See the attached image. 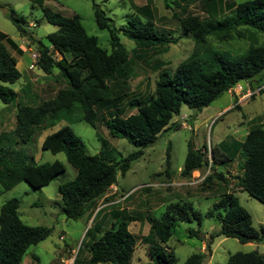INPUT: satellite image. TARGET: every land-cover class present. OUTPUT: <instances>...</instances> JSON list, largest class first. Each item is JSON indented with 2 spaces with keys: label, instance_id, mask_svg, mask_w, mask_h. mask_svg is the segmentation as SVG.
<instances>
[{
  "label": "trees",
  "instance_id": "trees-1",
  "mask_svg": "<svg viewBox=\"0 0 264 264\" xmlns=\"http://www.w3.org/2000/svg\"><path fill=\"white\" fill-rule=\"evenodd\" d=\"M128 2L132 12L120 26H115L100 5L92 2L97 27L108 32L109 49L101 47L95 36L87 34L77 14L64 16L42 4L46 20L57 28L46 35L48 45L39 40L33 43L38 50L35 66L47 75L57 68L58 75L66 84L57 90L54 97L37 105H18L14 129L0 138V142L4 140L8 144L0 145V187L3 191L22 181L39 188L65 170L59 160L36 163L32 156L14 149L11 140L14 144H18V139L29 143L37 131L54 126L63 114L74 113L75 110L78 112L77 121L96 128L99 119L96 106L106 108L123 98V88L120 87H125L131 78L132 59L145 62L148 52L164 53L170 44L176 43L171 32L156 28L151 5L140 6L133 0ZM222 5L225 11L218 12ZM202 6L205 16L177 18L179 28L193 42L189 56L173 71L163 68L164 63L156 60L154 70L158 73L152 93L144 98L131 97L127 101L135 112L121 116L120 110L110 111L103 120L111 137L124 138L138 147L137 150L118 161L108 158L103 152L88 154L68 125L43 138L42 150L52 154L62 152L75 169L74 178L59 184L57 189L64 216L77 219L86 214L88 220L91 219L72 264H131L137 239L129 230V224L134 218L124 211L112 210L110 225L102 229L95 224L101 213V208L96 209V200L115 184L118 172L123 176L130 162L142 155V148L154 143L162 132L180 127L170 121L182 103L199 111L237 82L251 80L259 83L263 79L264 39L259 43L257 36H264V0H202ZM10 18L21 35L29 34L28 24L23 18L16 15H10ZM121 35L132 41L131 53L122 43ZM210 38L227 45L244 40L246 47L221 49L212 46ZM9 48L19 54L22 52L0 32V102L3 104L15 100L17 93L9 84L20 78ZM55 54L59 55L58 59ZM221 147L224 150L221 156L217 154L218 147L210 148L208 161L205 152L188 141L180 173L189 176L192 171L209 165L208 173L202 178L203 185H207L212 177L228 185L222 171L211 175V170H215L216 164L233 161L239 154L240 172L233 177V187L264 203V129L261 125L250 127L242 141ZM169 152L168 147L167 163ZM19 203V199L10 198L0 206V264H21L28 248L51 233L50 227L25 224L18 213ZM202 218H215L218 228L208 234L205 252L190 254L183 264H203L206 255L211 254L213 239L218 236L235 238L240 243L264 242V224L254 228L249 212L233 191L227 189L203 215L188 202L169 203L158 217L148 213L149 228L143 239L148 244L150 261L139 264H175L172 250L167 246L174 227L178 222L192 219L199 225ZM187 231L189 236L200 235L198 229L188 228ZM84 250L87 258L80 260L79 254ZM31 256L36 259L35 255ZM227 264H264V253L237 251L229 254Z\"/></svg>",
  "mask_w": 264,
  "mask_h": 264
},
{
  "label": "rangeland",
  "instance_id": "rangeland-1",
  "mask_svg": "<svg viewBox=\"0 0 264 264\" xmlns=\"http://www.w3.org/2000/svg\"><path fill=\"white\" fill-rule=\"evenodd\" d=\"M233 1L242 2L245 0ZM92 2L100 5L113 19L115 26L123 25L127 16L132 12L128 0H0V6L7 9L6 14L0 11V32L10 38L18 48L22 46V49L20 48L22 51L31 48L30 51L38 53L36 45L33 43L39 40L48 45L46 35L57 28L56 25L46 20L41 7L43 4L64 16L77 14L87 34L95 36L101 47L109 49L108 32L106 29L97 27ZM133 2L140 6L151 5L155 15L156 28L171 32L176 38V43L170 44L164 53L148 52L145 62L132 59L131 78L127 81L126 88L119 86L124 89L121 90L123 98L119 99L115 105L106 108L100 109L96 106L99 116L96 128L84 121H77L78 112L75 110L74 113L63 114L62 119L54 126L44 127L37 131L29 143H22L18 139V144H14V141L11 140L14 149L22 150L23 153L32 156L36 163L59 160L65 167L63 173L39 188H33L24 181L7 191H3L0 187V206L10 198H17L20 201L18 213L25 224L44 225L51 228L49 236L28 248L21 264H72L84 233L91 225L90 221H87L86 214L77 219L64 216L57 189L59 184L74 178L75 169L67 162L62 152L52 154L48 150H42L43 138L61 126L68 125L79 137L88 154L103 152L108 158L118 161L137 150L138 147L126 139L111 137L103 120L109 116L110 111L119 112L120 110L121 116L135 112V109H131L127 105V101L131 97L144 98L152 93L158 73V70H154L156 60L164 63L163 68L173 71L180 61L189 56L193 42L187 34H183L177 18L186 15H206L202 0H133ZM219 10L225 11L223 5L218 8V12ZM10 15L23 18L28 24L26 27L30 35L27 33L21 35ZM120 37L124 46L131 53L134 46L132 41L122 35ZM263 39L264 36L258 34L257 42L260 43ZM21 41H24V44ZM210 43L214 47L221 49L226 47L229 50L232 47L237 49L240 45L246 47L243 45L246 43L244 40L233 41L231 46L216 43L210 38ZM8 50L14 51L10 48ZM22 53L15 55L18 60L17 69L20 72V78L9 84L17 96L10 104L0 102V107H5L0 108V130H4L6 133L14 129L19 104L37 105L43 100L54 97L57 90L66 84L58 75L57 68H53L52 73L47 75L39 66H35V70L33 69L31 73V79L26 66L27 55H22ZM58 57L59 55L55 54V58L58 59ZM235 105V97L226 92L199 111L182 103L179 112L174 114L170 121L180 127L176 130L162 132L154 143L142 148V155L130 162L129 169L123 176L118 172L115 184L111 185L96 200V209L101 208V213L96 218L95 224H99L102 229L110 225L112 220L110 211L112 210L124 211L134 218V221L129 224V230L137 239L131 264L150 261L147 255L148 244L143 239L149 228V223L146 220L148 213L158 217L169 203L188 202L203 215L219 199L221 193L227 189H233L230 186L234 180L230 181L234 175L240 172L239 154L234 157L233 161L216 164L215 170H211V175L222 171L221 173L228 179L227 182L229 181L228 185L213 177L207 185H203L202 178L208 173L209 165L200 168L198 176L193 179L190 178V175H182L180 170L183 167L188 141L193 147L202 149L209 161L211 147H218L217 154L221 156L220 153L224 151L221 145H230L233 141L241 140L247 128L261 125V128L264 129V91L249 98L247 102L240 103L237 105L238 107ZM226 106L230 107L222 111ZM240 127L246 129L240 130ZM0 145L7 146L8 144L3 140ZM168 147L170 152L167 163ZM189 181L191 183H187ZM234 195L249 212L254 228L258 229L260 225L264 224V203L250 197L244 191ZM188 228L198 229L202 235L199 237L189 236ZM217 228L218 222L215 218H202L199 225L195 219L189 222H178L167 242V246L174 255L175 264H183L190 254L198 252L203 236L208 237V234ZM252 250L264 253V244L253 243L250 245L240 243L235 238L218 236L213 239L211 255L209 253L206 255L203 264H227L229 254ZM32 254L36 259L31 256ZM79 258L80 260L87 258L85 250L80 252Z\"/></svg>",
  "mask_w": 264,
  "mask_h": 264
},
{
  "label": "built area",
  "instance_id": "built-area-1",
  "mask_svg": "<svg viewBox=\"0 0 264 264\" xmlns=\"http://www.w3.org/2000/svg\"><path fill=\"white\" fill-rule=\"evenodd\" d=\"M38 58V53L35 51L30 52V63L28 65L29 69L35 68V63ZM231 94L235 97V103H239L244 99H249L258 93L264 91V74L261 82H255L251 80H243L234 84L229 88Z\"/></svg>",
  "mask_w": 264,
  "mask_h": 264
},
{
  "label": "crops",
  "instance_id": "crops-1",
  "mask_svg": "<svg viewBox=\"0 0 264 264\" xmlns=\"http://www.w3.org/2000/svg\"><path fill=\"white\" fill-rule=\"evenodd\" d=\"M21 43L22 44H24V41H21ZM20 48L22 49V46H20ZM28 50L27 51H22L23 53H22V55H27V62H26V66H27V70L29 71V73H30V78H31V73L33 72V69H29V67H28V65H29V63H30V58H29V55H30V50H31V48H27ZM9 52H10V54L15 58V55L17 54L15 51H11V50H9ZM27 52H28V54H27ZM19 55V54H18ZM21 55V54H20ZM15 60H16V67H17V64H18V60L15 58ZM35 70V69H34ZM32 79V78H31ZM32 83H33V81H32ZM30 87H32V85H30ZM226 93H228V94H230V95H232L231 94V92L229 91V89L226 91ZM247 100L248 99H244V100H242L241 102H239V103H235L236 105V107H238L237 105H239L240 103H242V102H247ZM233 104V103H232ZM241 106V105H240ZM228 107H230V106H226V107H224L223 109H222V111L223 110H225L226 108H228ZM231 107H232V105H231ZM0 108H5V107H0ZM219 113V112H218ZM1 125H3V124H1ZM263 125H264V123H263ZM246 127V126H245ZM245 127H240L239 129L240 130H245L246 128ZM248 129L249 128H247L245 131H244V133H243V138H244V136L246 135V133H247V131H248ZM6 133V131H4V130H0V138L1 139H3L4 138V134ZM242 138V139H243ZM242 139L241 140H238V141H242ZM198 174H199V172H198V170H194V171H192V173L190 174V178L191 179H193L194 177H196V176H198ZM226 176V175H225ZM230 182H233V179L230 181ZM187 183H191L190 181L189 182H187ZM230 187H233V183H232V185L230 186ZM229 191H233V194H235V193H239V192H241V190H239V189H237V188H234L233 187V189L232 190H229ZM186 193H188V192H186ZM87 221L89 222L90 221V219L88 220V216H87ZM133 222V221H132ZM200 235H202V233H200ZM206 236L204 235L203 236V238H202V243H201V246H200V248H199V250H198V252H204V249H205V246H206ZM254 242H248V243H246V244H253ZM254 244H257V243H254ZM260 244H264V242L263 243H258V245H260ZM211 255V254H210Z\"/></svg>",
  "mask_w": 264,
  "mask_h": 264
},
{
  "label": "water",
  "instance_id": "water-1",
  "mask_svg": "<svg viewBox=\"0 0 264 264\" xmlns=\"http://www.w3.org/2000/svg\"><path fill=\"white\" fill-rule=\"evenodd\" d=\"M0 11H1L3 14H6V13H7V9L4 8V7H1V6H0Z\"/></svg>",
  "mask_w": 264,
  "mask_h": 264
}]
</instances>
